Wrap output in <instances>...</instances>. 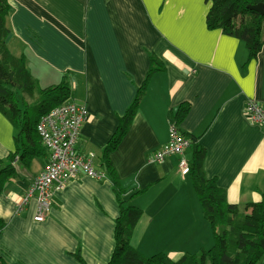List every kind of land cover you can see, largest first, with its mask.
I'll use <instances>...</instances> for the list:
<instances>
[{"label":"crops","instance_id":"1","mask_svg":"<svg viewBox=\"0 0 264 264\" xmlns=\"http://www.w3.org/2000/svg\"><path fill=\"white\" fill-rule=\"evenodd\" d=\"M210 2L9 0V50L25 57L34 78L47 84L43 88L68 74L71 101L89 111L75 147L95 155L97 171L104 173L102 152L142 88L151 57L160 61L161 71L150 79L127 135L110 156L130 204L143 211L132 245L147 257L164 253L177 261L212 242L181 157L150 161L168 143L181 105L190 111L177 126L205 149L207 179L217 181L228 202L242 208L264 193V127L245 115L248 100L264 107V48L249 62L244 42L210 30ZM15 135L0 113V159L15 151ZM47 154L30 165L17 161V177L0 197V220L7 224L0 258L9 264H80L73 256L80 249L86 264H108L119 216L108 178L80 173L54 193L41 223L34 220L36 200L23 204ZM192 155L189 148L184 156L191 161Z\"/></svg>","mask_w":264,"mask_h":264},{"label":"trees","instance_id":"2","mask_svg":"<svg viewBox=\"0 0 264 264\" xmlns=\"http://www.w3.org/2000/svg\"><path fill=\"white\" fill-rule=\"evenodd\" d=\"M209 1L212 4L206 15L207 27L210 30H221L224 35L244 42L249 52L248 61L257 59L264 48V15L250 10L249 6H264V0ZM10 13L9 0H0V113L16 131L15 151L6 159H0V197L7 185L17 177V161L30 165L33 159L48 155L38 133V125L53 109L72 100L68 74L63 76L59 84L43 88L28 70L25 57H16L11 53L7 45L11 34L7 24ZM161 68L160 61L152 56L151 68L142 88L138 89L135 100L119 118L117 130L101 155V168L112 184L119 209V216L115 220V249L108 264L261 263L264 259V193L259 201L242 208L229 203L227 192L219 188L217 181L207 179L204 168L205 149L197 138L189 137L181 131L191 141L193 155L191 161H188V177L201 203L203 216L210 226L213 244L208 250L186 253L177 261L164 253L147 257L133 247V234L143 211L130 204L132 196L123 186L110 156L127 135L150 79ZM189 111L188 104L181 105L174 117L175 124H181ZM6 225V222L0 220V232ZM73 256L80 264H86L80 249ZM0 264L9 263L0 258Z\"/></svg>","mask_w":264,"mask_h":264},{"label":"built area","instance_id":"3","mask_svg":"<svg viewBox=\"0 0 264 264\" xmlns=\"http://www.w3.org/2000/svg\"><path fill=\"white\" fill-rule=\"evenodd\" d=\"M245 115L253 123L264 127V107L260 103L248 100ZM88 118L87 107L71 101L53 109L39 123L38 133L49 158L23 203H28L30 199L36 200V222L46 220L52 208L54 193L63 190L80 173L96 180L106 179L105 174L94 167L95 155H83L75 147L81 128ZM190 146L191 141L184 137L178 126L173 123L169 129L168 143L155 152L150 161L160 163L167 157L180 156L181 172L188 176L189 166L184 155Z\"/></svg>","mask_w":264,"mask_h":264},{"label":"water","instance_id":"4","mask_svg":"<svg viewBox=\"0 0 264 264\" xmlns=\"http://www.w3.org/2000/svg\"><path fill=\"white\" fill-rule=\"evenodd\" d=\"M249 9L258 12L261 15H264V6L262 4L256 6H249Z\"/></svg>","mask_w":264,"mask_h":264},{"label":"rangeland","instance_id":"5","mask_svg":"<svg viewBox=\"0 0 264 264\" xmlns=\"http://www.w3.org/2000/svg\"><path fill=\"white\" fill-rule=\"evenodd\" d=\"M11 49H13V47L11 48ZM44 82H42V83H40V86L41 85H47L46 83H44ZM42 87V86H41ZM212 244H213V241L211 242V246H212ZM211 246H210V244H209V246H207V249L206 250H208V249H210L211 248ZM191 254H195V253H191ZM151 257V256H150Z\"/></svg>","mask_w":264,"mask_h":264}]
</instances>
